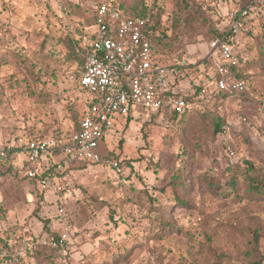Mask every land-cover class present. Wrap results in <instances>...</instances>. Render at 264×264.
Wrapping results in <instances>:
<instances>
[{
    "label": "rangeland",
    "instance_id": "obj_1",
    "mask_svg": "<svg viewBox=\"0 0 264 264\" xmlns=\"http://www.w3.org/2000/svg\"><path fill=\"white\" fill-rule=\"evenodd\" d=\"M102 1L0 0L9 49L0 60V143L73 132L90 95L78 84L81 67L64 39L87 46L86 18ZM252 1L258 5L241 34L231 37L239 55L253 54L251 40L264 35L259 13L264 0H189L188 7L176 0H144L161 15L163 56L176 92L191 94L194 85L215 76L221 59L209 46L212 31H225L229 13ZM180 63L185 78L175 84L171 65ZM245 73L252 77L247 81L251 96L201 97L198 110L207 117L195 115L190 125L151 118L154 113L144 110L139 119L119 118L105 151L122 168L74 163L60 177L66 190L59 196L25 178L22 161L0 165V264H226L216 254H223L227 264H249L254 232L261 235L257 248L264 259V202L236 204L233 196L221 200L195 186L199 173L225 182L232 162L245 167L249 160L264 171V73ZM215 117L225 123L219 137ZM224 135L236 145L235 159L219 148ZM184 161L192 168L187 205L168 208L170 172ZM161 207L177 230L160 226L155 209ZM54 233L66 234L67 240L53 247Z\"/></svg>",
    "mask_w": 264,
    "mask_h": 264
},
{
    "label": "built area",
    "instance_id": "obj_2",
    "mask_svg": "<svg viewBox=\"0 0 264 264\" xmlns=\"http://www.w3.org/2000/svg\"><path fill=\"white\" fill-rule=\"evenodd\" d=\"M252 4L229 13L225 34L210 43L214 55H219L221 61L236 63L229 41L233 35L241 34ZM148 28L145 19L123 17L116 3L99 4L78 80L80 88L94 103L80 119L78 130L63 139L20 136L10 143H0V163L22 161L25 178L35 181L41 191L59 196L65 188L60 177L52 174L53 167L63 172L73 162H104L118 168L114 161L103 160V153L105 139L119 118L137 119L142 116L140 110L155 114L164 108L183 114L188 108L187 102L182 96H176L174 84L168 78V67L157 61ZM7 43L8 35L0 23V50ZM217 68L216 90H245V83L230 78L226 67L217 64ZM207 93V88H203L199 95L203 97ZM222 140L230 147L231 137L224 135ZM228 154L231 158L237 157L231 148ZM59 213L63 214L64 210L60 208ZM65 240L67 235L63 234L58 240H52L51 245L57 247Z\"/></svg>",
    "mask_w": 264,
    "mask_h": 264
},
{
    "label": "trees",
    "instance_id": "obj_3",
    "mask_svg": "<svg viewBox=\"0 0 264 264\" xmlns=\"http://www.w3.org/2000/svg\"><path fill=\"white\" fill-rule=\"evenodd\" d=\"M188 1L189 0H176V5L178 3H185L186 7H188ZM103 2H108V3H116L119 6V9L121 11V14L123 17L127 18H141L147 20L149 24L148 28V34H149V39L155 54V57L158 62L161 64H164L166 66H170L169 64L166 63V59L163 56V38L165 32L162 30L163 28V22L161 19V15L158 12H154L151 10L148 5L144 2V0H140L137 2H132V3H125L123 0H104L100 3H97L95 7L93 8L91 15L86 18V25L90 26V30L93 27L95 23V15H96V9L99 4ZM254 5H258L255 1H252ZM250 5V4H249ZM247 6V5H246ZM243 6L241 9H243ZM240 9V10H241ZM264 8L259 10V13L264 14ZM238 12V11H234ZM252 12V9L250 10V13ZM213 36L209 41V46L210 43L217 38L222 37L225 33L224 31L217 32L216 30H213ZM91 40V37H90ZM89 40V42H90ZM65 45L67 46L69 50L70 56L73 57V60H75L80 66V70L82 72L83 70V65H84V60H85V53L87 51L88 45L87 46H81L79 40H71L70 38H65L64 39ZM233 46H234V53L236 49V45L233 42V40L230 39L229 41ZM253 44L252 46V51L253 54L247 53L239 55L238 53H235L236 57V63L235 64H230L226 63L224 61H220L218 64L226 67L229 71V77L233 78L235 77L239 81H243L246 85V88L242 92H235V91H218L216 90L214 83L216 80H218L219 75H218V70L216 71V74L214 77L209 78L206 83L204 84H197L194 85V91L191 94H181L177 92L176 96H182L188 105L187 110L183 114H176L172 109L170 108H164L160 110L159 112L153 114L151 118H166V119H173V120H180L182 121H187L186 125H190V121L194 119L195 115L198 116L200 119H206L207 115L206 113H201L198 110V102H200L201 96L199 95L201 90L203 88H207L208 93L203 96L204 98H218L221 99V101L231 98V97H236V96H251L252 93H250V87L247 84V81L252 78L251 75H248L245 73L247 69H252L254 73L256 72L255 75L262 74L264 73V35L261 37H254V39L251 40ZM9 51L8 47L5 46L0 50V60L5 59V55H7V52ZM172 68L174 69L176 73V79H175V84L185 78L181 73L183 71L184 66L180 64H175L171 65ZM80 72V74H81ZM178 75V76H177ZM179 81H178V80ZM204 100V99H203ZM94 102L89 99L87 100L86 108L87 110L85 111V114H87L89 107L93 104ZM80 119L77 121L75 124V128L73 129V132L70 134H74L78 128H79V122ZM129 118L128 120H130ZM139 119V118H138ZM193 123V122H192ZM191 123V126H192ZM224 119L221 117H215L213 119L212 125L214 129V133L221 135L223 134V126H224ZM70 135H58V136H51L56 137L58 139H63V138H68ZM47 137H36V139H46ZM223 138V136H222ZM222 144L219 145V148L223 150L226 154H228L229 148H231L235 153H236V145L234 142L231 140L230 147H227L226 145L223 144V140H221ZM237 154V153H236ZM188 154L184 153L185 158H187ZM103 160H113L111 158V153H108L104 151L103 153ZM114 161V160H113ZM189 161V160H188ZM183 162L182 165L178 168L175 169L174 171L170 172L171 179L168 183V186H171L172 189V199L169 201L168 208L173 205H187L186 203V194L190 190L191 185H190V178L192 174V168L190 166V163ZM78 164V165H83L86 164L85 162H73L69 165V167L66 169L68 170L70 167L73 165ZM104 163V162H103ZM118 164V168H122L121 163L116 162ZM233 164L231 165V177L223 182L219 177H216L214 175H208L206 173H199L196 175V184L197 186V191L201 194H210L212 197L219 198L221 200L225 199H230L231 196L234 198L232 199L234 203H241L244 200H252L258 203H263L264 202V171H259L258 168L249 160H246L245 164L246 166L243 167L239 165V162H232ZM5 164V163H0V165ZM65 170V171H66ZM191 170V171H190ZM57 172L55 171V167L51 169L52 174L57 175L58 177H62L64 172ZM32 181V180H30ZM189 181V182H188ZM36 184L35 181H32ZM194 188V186H193ZM226 189L230 190L229 192L225 191ZM66 188L64 189L63 192H65ZM164 207L157 208L155 211H157V221L160 224V226L163 227V230H169L170 232L174 231L176 229V226L174 225H168L169 221L166 220V212H165ZM233 228V226H231ZM177 230V229H176ZM165 231V230H164ZM167 231V232H169ZM52 237L55 240L59 239L58 233H54ZM261 235L257 232L253 233V247L250 250V254L253 257V261H251L249 264H263L264 259L262 255H260V252L257 248L258 243H259V238ZM59 250V249H54L52 251ZM40 253L37 251L35 255H39ZM216 257L220 259L222 262H225L227 264V261L225 260V257L223 254H216ZM118 258H124L122 254L118 255Z\"/></svg>",
    "mask_w": 264,
    "mask_h": 264
}]
</instances>
